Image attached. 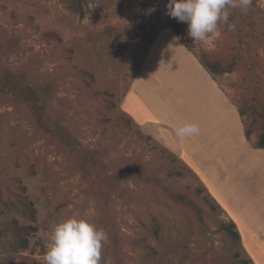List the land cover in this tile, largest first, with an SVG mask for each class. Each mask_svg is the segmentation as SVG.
I'll return each mask as SVG.
<instances>
[{
	"label": "rangeland",
	"instance_id": "374dc122",
	"mask_svg": "<svg viewBox=\"0 0 264 264\" xmlns=\"http://www.w3.org/2000/svg\"><path fill=\"white\" fill-rule=\"evenodd\" d=\"M76 1L0 0V264H45L52 230L73 215L107 233L101 264H224L238 251L221 231L232 219L175 142L144 133L123 108L140 73L133 97L143 80L158 79L148 103L171 121L179 62L166 45L168 0L149 9L146 32L136 18L140 0H82L75 11L68 6ZM230 11L235 30L219 24L217 34L194 41L184 23L183 45L226 70L215 81L234 106L254 96L250 112L264 114V0ZM243 138L233 123L225 144L233 188ZM258 168L252 172L263 174ZM215 173L207 171L209 182ZM257 178L240 176L238 196L263 186Z\"/></svg>",
	"mask_w": 264,
	"mask_h": 264
},
{
	"label": "crops",
	"instance_id": "0c3cea01",
	"mask_svg": "<svg viewBox=\"0 0 264 264\" xmlns=\"http://www.w3.org/2000/svg\"><path fill=\"white\" fill-rule=\"evenodd\" d=\"M165 34V31L159 33L144 65L158 51ZM170 40L166 45L170 52L178 56L174 62H179L176 66L179 72H173L176 76L173 80L176 84L174 102L176 107L171 110V121L166 110L160 108L163 111L162 115L152 110L160 107V104L156 107L153 100L148 103V93L154 96L153 93L162 86L158 79L143 80V85L133 97L141 77L140 73L123 100V108L144 133L156 139L175 142L177 154L203 181L225 213L236 223L248 255L255 264H264V182L263 186H255L251 197L238 196L240 176L264 178V173L252 172L258 170V167L264 170V149H255L246 139L237 107L232 104L193 53L179 42L174 32ZM183 78L187 81L186 85L182 84ZM171 92L174 94L173 88ZM190 96L192 98L196 96L198 101L190 104L188 101ZM186 122L197 123L200 128L199 133L190 137H178L176 129ZM233 123H237L243 131V143L246 145V155L237 158L234 162V188L228 178L229 172L226 166L228 155L225 151L227 131H230ZM215 170L216 173L209 182L207 171ZM241 189L245 190L242 187Z\"/></svg>",
	"mask_w": 264,
	"mask_h": 264
},
{
	"label": "clouds",
	"instance_id": "9594fccd",
	"mask_svg": "<svg viewBox=\"0 0 264 264\" xmlns=\"http://www.w3.org/2000/svg\"><path fill=\"white\" fill-rule=\"evenodd\" d=\"M253 0H168V15L188 24V36L194 41H206L218 32L219 24H227L230 31L235 24L229 22L230 9L243 12ZM200 131L195 122H186L176 129L178 137H190ZM107 233L90 218L70 216L58 222L50 235L45 264H101L103 245Z\"/></svg>",
	"mask_w": 264,
	"mask_h": 264
},
{
	"label": "trees",
	"instance_id": "16d2710c",
	"mask_svg": "<svg viewBox=\"0 0 264 264\" xmlns=\"http://www.w3.org/2000/svg\"><path fill=\"white\" fill-rule=\"evenodd\" d=\"M157 2L158 0H140L136 18L138 20L139 26L145 32L148 30L150 25L149 9L155 7ZM80 6L82 7V0H77L76 2H72L68 7L71 8L72 10L78 11L77 8ZM170 27L172 28L178 40L182 44H184L185 42L184 23L178 22L176 19L173 18ZM157 37L158 36H156L154 39H151L150 47L154 44ZM149 50L150 48L148 49L147 53L149 52ZM198 61L214 80H216V76L221 77L226 72V70L221 68L218 64H215L212 67H210L202 59H198ZM255 103H256V97L253 96L252 98L243 97L239 101H236L234 104L237 107L239 114L242 118L246 139L248 141H252L254 136L253 147L255 149H264V114L257 110L254 112L253 111L250 112L253 108H256ZM258 121H260L261 123L260 133H257L256 130ZM211 199L216 205H218V207H220V209H222L221 205L216 201L214 197H211ZM30 205L31 207H33V204ZM31 209L33 213L32 215L35 217L34 215V213H36L35 209L34 208ZM222 211L224 212L223 209ZM221 231L226 233L238 248V251L235 254H230V256L225 258L224 264H255L252 258L246 252L242 244L241 234L238 230L236 223L233 220H230L229 224L224 223Z\"/></svg>",
	"mask_w": 264,
	"mask_h": 264
}]
</instances>
